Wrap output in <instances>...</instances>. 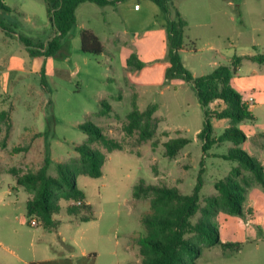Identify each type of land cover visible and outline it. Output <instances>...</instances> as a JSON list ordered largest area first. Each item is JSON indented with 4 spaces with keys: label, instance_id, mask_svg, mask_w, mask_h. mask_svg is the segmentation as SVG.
<instances>
[{
    "label": "rangeland",
    "instance_id": "1",
    "mask_svg": "<svg viewBox=\"0 0 264 264\" xmlns=\"http://www.w3.org/2000/svg\"><path fill=\"white\" fill-rule=\"evenodd\" d=\"M244 1V17L240 19L227 0H174L173 8L188 22L179 52L181 63L194 77L211 73L216 65H230L233 55L253 54V39L264 54V0ZM4 2L10 10L0 13L5 27L34 43L45 44L54 30L46 17L43 0ZM135 3L141 5L139 13L134 12ZM75 15L74 27L62 40V52L51 57L56 70L47 79L48 89L39 88L38 77L28 78L24 73L14 83L7 104L0 105V109H8L12 104L16 127L15 136L7 142L9 148L0 147V243L10 244L16 255L29 260L34 258L33 254L40 258L64 251L66 247L61 245L64 239L70 255L80 256L81 249L95 251L96 264H140L136 240L146 234L142 217L150 214V201L134 199V187L143 182L176 187L181 194L188 195L200 179L203 206V198L214 194L213 183L236 165L220 158L234 145L215 144L203 153L196 137L204 122L197 97L183 80L166 81V71L163 76L160 66L168 64L165 29L168 18L161 8L148 0H126L117 6L104 7L84 2ZM154 22L157 26L150 27L163 29L164 37L163 31L140 36L123 34L125 29L141 31ZM81 27L94 31L109 55L82 53ZM114 36L120 41L114 40ZM12 48H6L4 57H0L6 59V53L14 52ZM138 52L144 53L140 59L144 71L147 69L143 76L147 83L133 87L132 83H125L130 73L125 70V62L130 54ZM145 53L154 58L147 60ZM16 55L25 57L27 53L15 52ZM25 60L29 65V60ZM231 86L243 98L254 99V118L236 125L246 136L239 148L264 165V63L244 61ZM134 94L139 111L158 105L154 113L158 124L151 140L141 142L137 132L128 135L125 131ZM39 98L46 105L40 106ZM102 101L111 107L106 116L99 114ZM27 108L34 109L29 117H25ZM86 122L102 128L105 135L122 143L123 149L109 153L99 143L91 145L105 155V162L100 178L76 177L77 187L91 206L89 210L80 209L79 201L60 200V210L53 216L57 222L55 229L43 231L31 226L26 213L29 195L15 184L12 171L18 175L35 171L47 158L50 161L47 172L56 176V164L76 163L79 155L75 147L87 140L79 126ZM230 124L227 119L212 120L214 134L220 135ZM21 127L28 136L23 135ZM31 129L43 133L29 135ZM172 137L187 138L190 144L169 158L163 144ZM18 146H28V151L12 154L11 149ZM72 206L77 207L78 216L67 213ZM243 206V216L220 214L212 220L221 242L240 243V251H226L220 245L203 246L194 264H264V189L255 183L248 189ZM85 216L94 218L88 222L79 220ZM8 256L0 250V261Z\"/></svg>",
    "mask_w": 264,
    "mask_h": 264
},
{
    "label": "trees",
    "instance_id": "2",
    "mask_svg": "<svg viewBox=\"0 0 264 264\" xmlns=\"http://www.w3.org/2000/svg\"><path fill=\"white\" fill-rule=\"evenodd\" d=\"M126 0H43L46 16L54 30V37L45 45L34 43L30 38L18 35V41L25 46L30 56H58L61 41L68 35L76 23V8L84 2L98 6L117 5ZM160 7L167 15L165 26L167 35V61L169 67L165 73L166 81L181 79L188 83L194 91L204 115V122L197 134L203 153L215 144L232 143L233 148L220 156L226 161L235 162L228 173L213 183L214 194L203 198L200 205L202 184L200 179L191 194L183 195L176 187L145 185L138 183L132 192L134 199H149L150 214L142 217L146 234L136 240L140 264H194L201 254L202 247L220 245L223 250L235 251L240 249V243H222L218 229L212 220L220 214L243 216V204L246 201L248 189L255 183L264 189V165L254 161L248 153L239 148L246 136L236 127L237 124L253 119L248 105L242 96L231 86V80L236 69L243 61H262L263 56H234L230 65H218L211 73L194 77L181 63L179 52L183 47L184 29L186 22L179 12L173 8V0H150ZM238 4L240 0H230ZM3 0H0V13L9 12ZM0 29L6 35L12 36V29H7L0 20ZM80 50L82 53L101 55L105 53L102 42L89 29L79 33ZM130 70H138L143 66L135 55L127 60ZM41 85L45 87L43 71ZM132 110L127 114L128 123L125 131L128 135L138 133L141 142L151 140L157 128L154 113L158 105L152 104L144 111H139L136 95H133ZM111 110L110 104L101 102L99 114L106 116ZM229 120L230 126L220 135L213 132L212 120ZM87 135L84 144L75 147L79 155L73 164L58 163L55 165L56 176L48 174L50 161L46 158L43 166L35 171L21 175L12 171L15 184L26 191L30 197L26 202L28 218L36 219L46 230H53L57 222L53 216L60 210L59 201H79L80 209H90L85 203L82 190L77 187L76 177L87 176L100 178L105 155L91 147L99 143L107 152L121 151L122 143L109 138L102 128L91 122L79 126ZM12 129L10 112H0V147L5 148ZM39 135V134H38ZM190 141L185 138L169 139L163 144L165 154L174 158ZM28 146L13 148L11 153L27 152ZM249 175V177L246 176ZM76 206L68 207L67 213L78 216ZM94 217L85 216L79 220L88 222Z\"/></svg>",
    "mask_w": 264,
    "mask_h": 264
},
{
    "label": "crops",
    "instance_id": "3",
    "mask_svg": "<svg viewBox=\"0 0 264 264\" xmlns=\"http://www.w3.org/2000/svg\"><path fill=\"white\" fill-rule=\"evenodd\" d=\"M148 1H150V0H148ZM245 3L246 2L244 0H240L238 4H235L233 1L227 0V5L229 7L230 6H234L235 7V10H236L237 14L239 15V18L240 19L241 18L243 19V17H244V11H245V9L243 8V6L245 5ZM173 4H174V0L172 1V6H173ZM106 6H112V5H106ZM114 6H117V5H114ZM136 6H137V8H136ZM100 7H104V6H100ZM77 8H76V10H77ZM134 9H135L134 12H138L139 13L141 11V5L139 3H135L134 4ZM181 18L186 22V27H187L188 26V22H187L186 18L185 17H182V16H181ZM234 20L235 19L232 18V21H234ZM240 22H241V20H240ZM157 24L158 23L154 22L151 25H147L141 31H130L128 29H125L123 31V34H125L127 36L129 34H133V36H136L137 34H139V36L140 35H153L155 33L158 34V33L162 32L163 29L161 31V29H159V28H152V27H150V26H157ZM82 29H85V28L84 27L83 28L81 27L80 30H79V33H80V31ZM13 32H14V34L12 36H9V35H6V33L0 29V56L4 57V55H3L4 52H7L6 48H10L11 49V47H13L12 49H15L14 52H12V54H10V55H8L6 53V56H7L6 59L0 57V105H3V106H5V104H7V101H8L9 96H10L11 89L14 86V83L18 80V77L21 74H24L25 73L26 75H28L27 76L28 78H30L31 75L33 77L34 76L35 77H38L40 79V81H41V75H40V73L43 71V74H44V77H45V87H42V85L39 84V88H43V89L46 90V89H48L47 84H46L47 83V79L51 77V75L54 73V69H55V63H54L53 58H51V57H45V56H34V57L33 56H30V54H29L28 50L25 48V46L22 45L18 41V39H17V36H18L17 33L15 31H13ZM92 32L100 40V37L94 31H92ZM140 32H142V33L140 34ZM162 33H163V35L162 34L161 35H162V37H164L165 32L163 31ZM54 35H55L54 31H52V34L47 39L46 43L49 40H51L54 37ZM185 37L187 38V36H185ZM166 38H167V35H166ZM114 40L120 41V39H119L118 36H114ZM61 45H62V41H61ZM124 45H126V41L124 42ZM103 47H104L105 53L104 54H101L100 56H102V55H109L108 52H107V50L105 49V46L104 45H103ZM251 47L253 48L254 53L253 54H249V55H243V56H249V57L263 56L262 61L259 60V62H258L259 64H263L264 63V54H261L259 52L260 46H259V44H257L254 41V39L252 41ZM79 48H80V38H79ZM4 50H6V51H4ZM60 50H61V48H60ZM21 51H26L27 56H25V57H23V56L20 57L19 55L14 56L15 52L20 53ZM61 52L62 51H59L58 54H60ZM137 54H130L128 58H130L131 55H135L136 58H137V60L139 62H141L142 65H143L141 67V69H138V70H134V69L133 70H130V69H128V66H127V60L125 62V67H126L125 70H126V72H130L128 74V76L125 78V83H132L133 84V87H136V85H143V84L147 83V79L143 78L144 73H145V71L147 69L144 71V62L141 61V59H140V57H142L144 55V53L143 52H138ZM153 56L152 55H149V54L146 55V53H145V57H146L147 60H148V58H154ZM234 56H238V55H233V57ZM243 56H239V57H243ZM233 57H231V58H233ZM25 59L29 60V62H28L29 65H27ZM230 61H232V59ZM249 62H253V61H249ZM242 63H241V65H242ZM219 65H222V64H219ZM223 65H226V64H223ZM241 65L236 69V72L234 73V75L237 73V71L239 70V68L241 67ZM160 66L162 67V72H163V76H164V73L166 71V68L169 67V63L168 64L166 62L160 63ZM217 66L218 65H216V67ZM216 67H214V68H216ZM135 71H136V73H134ZM140 73H142V74H140ZM234 75H233V77H234ZM33 77H32V79L35 80ZM248 98H252V97H248ZM248 98H243V99L246 102V104L248 105L249 111H251V113L253 115L252 108L254 107V99L252 98L253 99V102H252L251 105H249L247 103ZM44 102L45 101L44 100H41V98L38 99V104L40 106H44V104H45ZM47 104H49V102ZM11 106H12V104L8 107V109H0V112H3V111L4 112H10V117H11V121H12V129H11V132H10V135H9V138H8L7 142L9 140H11L12 137L15 136V132H16V127L14 125V119L12 117V114H14L15 111H14V109H11ZM33 112H34V109H28V108L25 109V114H26L25 117H29V115L32 114ZM18 117H21V115H19ZM253 118H254V115H253ZM21 131L23 132V135L24 136H28V135H26V133H25L26 131L23 129V127H21ZM199 131L196 133V136L199 133ZM35 132L37 134L38 133L39 134L40 133H43L41 131H33L31 129V132H30L29 135H33ZM0 135H1V133H0ZM174 138H184V137H172V138H168V140L169 139H174ZM185 139H187V138H185ZM6 147L9 148V146H7V143H6ZM6 147L4 149H6ZM11 151H12V149H11ZM3 170H5L6 172L9 173L8 169H3ZM29 197H30V195H29ZM29 197L27 198V200L29 199ZM85 203L89 205V203L86 200H85ZM36 222H37V224L34 227L42 228L43 231H49V230L44 229L40 225V223L38 221H36ZM60 235H61L60 233H57V236L58 237H60ZM64 241H65L64 239L61 240V242H62L61 245L63 246V248L65 246L66 249L68 250L69 247H67L68 245ZM10 248H11L10 247V244L9 245H6L4 243H0V250L3 251V253H6V254H9L10 255V256L6 257L4 259V261H0V264H96V260H97V257H98V254L95 251H86L84 249H81L80 250V256L76 257V255H70L69 252L66 251V249L64 248V251H60V253H57L56 255H50V256L48 255L47 256V255L44 254V255H41L40 258H37L33 254V257L34 258L28 260V259H23L22 257H19ZM239 251H240V249L237 252H239ZM237 252H235V253H237Z\"/></svg>",
    "mask_w": 264,
    "mask_h": 264
},
{
    "label": "built area",
    "instance_id": "4",
    "mask_svg": "<svg viewBox=\"0 0 264 264\" xmlns=\"http://www.w3.org/2000/svg\"><path fill=\"white\" fill-rule=\"evenodd\" d=\"M136 8H137V6H136ZM252 102H253V99H252V98H248L247 103H248L249 105H251ZM78 204H80V202H78ZM36 224H37V222H36L35 219H31V220H30V225H31V226H36Z\"/></svg>",
    "mask_w": 264,
    "mask_h": 264
}]
</instances>
